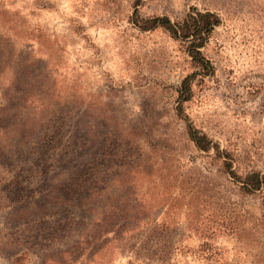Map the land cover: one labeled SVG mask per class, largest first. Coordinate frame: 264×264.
Instances as JSON below:
<instances>
[{
    "label": "rangeland",
    "instance_id": "1",
    "mask_svg": "<svg viewBox=\"0 0 264 264\" xmlns=\"http://www.w3.org/2000/svg\"><path fill=\"white\" fill-rule=\"evenodd\" d=\"M134 2L0 0V264H264L263 195L221 161L264 174V0L140 2L220 19L179 115L193 68Z\"/></svg>",
    "mask_w": 264,
    "mask_h": 264
},
{
    "label": "trees",
    "instance_id": "2",
    "mask_svg": "<svg viewBox=\"0 0 264 264\" xmlns=\"http://www.w3.org/2000/svg\"><path fill=\"white\" fill-rule=\"evenodd\" d=\"M141 1L142 0H135L134 2L132 23L140 31H151L157 28L162 29L171 39L180 43L183 51L189 58L191 67L193 68V73L187 75L182 80L181 86L178 90L177 109L179 115L181 112V105L189 101L191 98L192 85L196 78L198 77L202 80L213 73V66L203 55L202 49H204L214 29L220 25V19L214 12L207 10L201 12L196 8H191L182 19L176 21H172L166 16L144 18L139 14L138 10ZM185 135L188 141L191 142L197 150L207 153L213 149L215 151L216 159L221 160L226 158V160H230L225 151H221L217 145H212L206 135L200 133L189 124H187L185 128ZM211 159L214 160V156ZM221 161L227 172H229V175L242 184L241 189L244 193H262L264 203V174L251 172L238 177L235 170H232L231 162ZM106 221L103 220L102 223L105 224L107 223ZM107 230L103 231V233L108 232ZM62 254L64 256L66 253ZM69 262L71 264L76 263V261L72 260H69ZM58 264L69 263L59 261Z\"/></svg>",
    "mask_w": 264,
    "mask_h": 264
}]
</instances>
